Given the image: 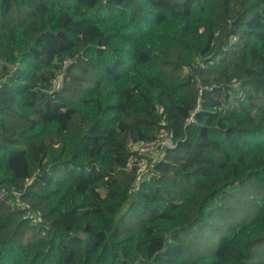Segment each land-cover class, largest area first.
<instances>
[{"label":"trees","instance_id":"obj_1","mask_svg":"<svg viewBox=\"0 0 264 264\" xmlns=\"http://www.w3.org/2000/svg\"><path fill=\"white\" fill-rule=\"evenodd\" d=\"M0 61V264H264V0H0Z\"/></svg>","mask_w":264,"mask_h":264},{"label":"built area","instance_id":"obj_2","mask_svg":"<svg viewBox=\"0 0 264 264\" xmlns=\"http://www.w3.org/2000/svg\"><path fill=\"white\" fill-rule=\"evenodd\" d=\"M202 93V87L199 88V97ZM198 97L193 110L190 112L187 123L194 122L195 115L197 112L201 111L200 98ZM176 145V140H174L173 134L170 130L161 129L157 134L154 140L139 141L131 144L130 149L133 152L129 161L128 167L136 165L138 179L141 178V174L146 172L148 166V158L152 160L158 159L162 156L167 150L174 148ZM3 197V192H0V199ZM12 197L8 200L10 204H19L24 205L20 198V193L12 191ZM24 206H27L26 204ZM28 216L31 217L34 221L39 222L40 217L33 211L28 212Z\"/></svg>","mask_w":264,"mask_h":264},{"label":"rangeland","instance_id":"obj_3","mask_svg":"<svg viewBox=\"0 0 264 264\" xmlns=\"http://www.w3.org/2000/svg\"><path fill=\"white\" fill-rule=\"evenodd\" d=\"M0 65H1V61H0ZM147 161H148V160H147ZM246 194H247V191H246V190H240V192H239L237 198L234 199V202L237 203V204L240 203L239 196H240V197H241V196H245ZM237 204H235V205H233V206H242V205H237ZM238 215H239V213L236 214V215H229V214H228V217H229V219H230V218H233L234 216H238Z\"/></svg>","mask_w":264,"mask_h":264}]
</instances>
